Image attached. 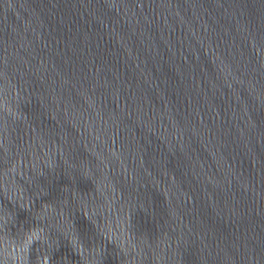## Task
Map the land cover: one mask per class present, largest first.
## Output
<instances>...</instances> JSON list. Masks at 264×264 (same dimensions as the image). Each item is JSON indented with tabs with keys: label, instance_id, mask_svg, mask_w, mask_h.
I'll return each mask as SVG.
<instances>
[{
	"label": "water",
	"instance_id": "obj_1",
	"mask_svg": "<svg viewBox=\"0 0 264 264\" xmlns=\"http://www.w3.org/2000/svg\"><path fill=\"white\" fill-rule=\"evenodd\" d=\"M0 264H264V0H0Z\"/></svg>",
	"mask_w": 264,
	"mask_h": 264
}]
</instances>
